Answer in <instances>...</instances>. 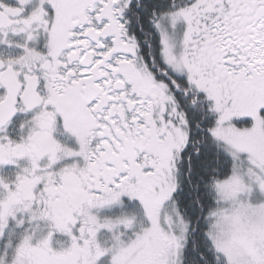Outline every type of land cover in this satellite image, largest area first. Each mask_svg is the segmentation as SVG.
Returning <instances> with one entry per match:
<instances>
[{
    "label": "snow or ice",
    "instance_id": "obj_1",
    "mask_svg": "<svg viewBox=\"0 0 264 264\" xmlns=\"http://www.w3.org/2000/svg\"><path fill=\"white\" fill-rule=\"evenodd\" d=\"M0 264H264V0H0Z\"/></svg>",
    "mask_w": 264,
    "mask_h": 264
}]
</instances>
